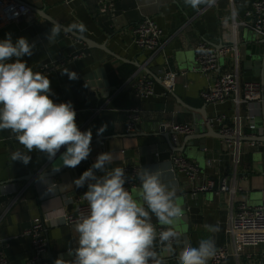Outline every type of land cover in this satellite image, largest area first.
<instances>
[{
  "label": "crops",
  "instance_id": "crops-1",
  "mask_svg": "<svg viewBox=\"0 0 264 264\" xmlns=\"http://www.w3.org/2000/svg\"><path fill=\"white\" fill-rule=\"evenodd\" d=\"M15 1L26 6L27 15L0 26V40L11 34L13 43L25 37L34 45L33 54L21 59L33 71L41 72L42 66L50 65V70L43 73L51 81L50 98L56 103L70 101L80 112L77 125L81 131L91 129L92 151L77 167H62L53 173L52 164L60 162L64 147L51 162L44 153L34 150L25 165L11 159L13 152L25 151L23 146L10 130H0V255L6 264H29L32 245L30 236L24 233L35 220H45L46 264H54L58 257L73 259L68 249L76 247L78 234L75 224H63L61 216L73 213L76 197L87 189V184L78 188L74 181L104 152L118 157L106 165L108 170L125 166L138 172L162 166L166 171L163 180L177 185L183 217L175 228L182 243L174 241L171 249L156 243L162 264H179L183 242L197 246L209 237L215 240L216 248L227 249L225 264H264V246L235 254L234 238L228 232L230 214L238 204H264V108L257 104L236 106L229 101L205 104L200 98L221 73L236 74L240 83L264 82V39L256 38L247 25H240L241 21L247 23L244 15L254 0H235L232 12L228 0H209L197 8L185 0H74L69 4L63 0ZM100 4L112 6L115 14L110 16L106 11L100 15ZM145 17L154 20L162 32L155 53L139 50L133 43L132 29ZM231 17L238 25L235 28L230 24ZM199 41L217 52L227 49L218 55L216 71L205 76L194 58V46ZM75 55L78 57L73 58ZM164 61L176 73L171 93L165 92L160 81ZM64 68L77 73V78L70 80L62 75ZM143 76L154 82V95L136 99L126 84ZM133 108L139 110L140 122L137 132L128 134L125 111ZM234 117H238V125ZM160 124H189V135L199 128L198 136L205 137L204 147L185 145L180 153L188 135H179L170 136L174 147L170 149L159 133ZM223 124L239 127V135L229 136L242 139L236 144L237 163L232 157L235 143L219 138H228L220 132ZM102 125H107L106 130L97 135ZM178 155L197 165L198 184L212 181L214 188L194 192L192 184L176 176L172 158ZM42 171L54 183L52 194H45L46 185L37 181ZM95 174L104 175L100 171ZM223 179L229 193L217 192ZM139 184L136 174L133 188ZM152 222L161 226L154 216ZM206 225H218L219 231L210 233Z\"/></svg>",
  "mask_w": 264,
  "mask_h": 264
},
{
  "label": "clouds",
  "instance_id": "clouds-1",
  "mask_svg": "<svg viewBox=\"0 0 264 264\" xmlns=\"http://www.w3.org/2000/svg\"><path fill=\"white\" fill-rule=\"evenodd\" d=\"M193 8L209 0H185ZM53 31V30H52ZM34 45L25 37L13 43L11 34L0 40V130H10L25 151H15L13 161L27 165L32 151L44 153L53 161L60 149L66 150L53 163L51 171L62 167L75 168L90 155L92 131H81L76 112L69 102L56 103L50 98L51 81L43 73L33 71L21 58L33 54ZM62 75L70 80L77 73L64 68ZM102 125L97 135L106 130ZM118 158L112 152L100 153L93 165L74 181L76 187L87 184L83 198L87 212L75 223L78 234L75 248H69L73 259L58 257L54 264H162L155 250L156 243L172 248L173 241L182 243L176 222L183 217L177 202V185L163 180L162 166L154 170L141 168L137 172L139 187H125V170L106 165ZM96 171L104 175L97 176ZM37 181L46 185V193H53L54 183L42 171ZM50 182V183H46ZM165 230L159 233L152 217ZM210 233L219 231L218 225H206ZM216 255L215 240L201 239L197 246L183 242L179 264H208Z\"/></svg>",
  "mask_w": 264,
  "mask_h": 264
},
{
  "label": "built area",
  "instance_id": "built-area-1",
  "mask_svg": "<svg viewBox=\"0 0 264 264\" xmlns=\"http://www.w3.org/2000/svg\"><path fill=\"white\" fill-rule=\"evenodd\" d=\"M65 4H69L74 0H63ZM235 0H228L229 8L232 12ZM100 4L98 12L102 15L104 12H109L113 16L114 9L112 6ZM27 15V8L22 3L15 0H0V26L16 21ZM246 21H241L240 25H247L258 39H264V0H254L251 2L245 12ZM114 18V17H113ZM232 28L237 27L235 20L230 18ZM133 43L139 50L155 53L160 46L162 32L154 20L143 18L132 29ZM227 50V49H226ZM225 49L220 51L212 50L204 41H199L194 46V58L199 72L202 75L212 74L217 68V58L219 54L226 52ZM78 56H73L77 58ZM41 73L50 70V65L41 67ZM161 85L166 93H171L175 86L176 73L170 68L169 62L164 61L160 71ZM126 88L132 92L134 98L145 99L154 95V82L149 77L133 78L127 82ZM200 98L205 104H218L224 101H229L238 106L241 104H257L264 108V83L246 81L240 83L236 74L221 73L212 80L201 93ZM98 111V110H97ZM76 112V123L79 121L78 110ZM217 121L221 123L220 118ZM238 117H234V122L238 125ZM140 122L139 110L136 108L125 111L124 128L126 133L137 132ZM159 128L172 132L171 137L186 136L192 132V126L189 124H160ZM223 136L229 137L239 135V127L230 128L226 125L221 126L220 130ZM232 157L234 163H237L238 153L236 152V144L232 145ZM125 170V187L132 189L134 187L135 169H128L122 166ZM172 171L176 176L184 177L187 182L193 185L194 192L210 191L214 188L212 181L200 185L197 183L199 179V170L196 164L186 160L181 156L172 158ZM197 183V184H196ZM83 190L75 199V208L73 213H62L61 221L63 224H75L81 213L87 212V202L83 198ZM217 192L229 193V189L225 184V180H221L217 186ZM45 220H35L31 227L24 233L30 236L32 245V253L29 259V264H46L47 262V242L44 238V222ZM156 230H165L161 226H156ZM228 232L234 238L233 250L235 254H244L246 250L255 249L259 246H264V204L256 207H248L245 203L237 205L236 209L230 214ZM174 242V241H173ZM228 257V251L224 247L216 248V255L210 260V264H225ZM249 258V255L246 254ZM264 262V261H263ZM0 264H6L5 258L0 255Z\"/></svg>",
  "mask_w": 264,
  "mask_h": 264
},
{
  "label": "water",
  "instance_id": "water-1",
  "mask_svg": "<svg viewBox=\"0 0 264 264\" xmlns=\"http://www.w3.org/2000/svg\"><path fill=\"white\" fill-rule=\"evenodd\" d=\"M264 42V41H263ZM86 43L88 44V46H91L89 42L86 41ZM264 78V77H263ZM154 79L157 80V78L154 76ZM264 83V82H263ZM203 122H204V126L206 128V132H209V126L206 124V120L203 119ZM203 130V129H202ZM200 129L197 128L196 129V133L194 135H188L186 136V138L184 139V146H182V150L178 151V152H183V150L185 149V145L190 147L191 145H194V146H200V148L204 147V139L205 137H199L198 135H200ZM159 133L163 136V138L166 140L168 146L170 147V149H174V147L172 146V143L170 142V136L172 135V132L168 131V132H165L163 130V128H159ZM207 137H210V138H213L212 135H209ZM226 137V136H225ZM220 139H223V140H226L228 142H234L235 144H238L240 141H242V139L240 138H235V137H228V138H222V137H219Z\"/></svg>",
  "mask_w": 264,
  "mask_h": 264
}]
</instances>
